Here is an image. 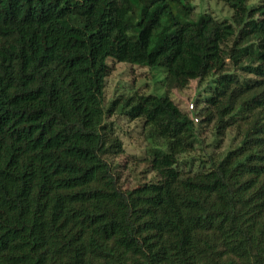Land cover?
<instances>
[{
	"label": "trees",
	"instance_id": "trees-1",
	"mask_svg": "<svg viewBox=\"0 0 264 264\" xmlns=\"http://www.w3.org/2000/svg\"><path fill=\"white\" fill-rule=\"evenodd\" d=\"M223 1L231 21L184 0H0V264H264V0ZM110 62L165 71V95L119 108L165 145L130 190ZM211 76L205 120L239 145L182 172L195 122L171 94Z\"/></svg>",
	"mask_w": 264,
	"mask_h": 264
},
{
	"label": "rangeland",
	"instance_id": "rangeland-1",
	"mask_svg": "<svg viewBox=\"0 0 264 264\" xmlns=\"http://www.w3.org/2000/svg\"><path fill=\"white\" fill-rule=\"evenodd\" d=\"M259 3L261 0H251ZM192 6L190 18L196 19L200 13H208L220 21H231L234 11L223 0H184ZM182 12H183V8ZM177 12V8H175ZM112 73L106 78L104 89V105L117 104L107 117V123L113 124L115 134L121 141L118 152L111 156V161L119 176V184L124 190H130L140 184L159 179L157 171L152 170V159L156 150L165 149V145L158 138L150 136V130L142 119L129 120L119 113V108L129 99L140 95H165L162 69H150L129 63H113ZM214 77L186 82L181 90H173L171 97L174 102L192 117H198L195 123L196 142L190 153L178 156V169L182 172H199L209 169L210 157L217 160L228 149L239 145L240 137L235 129H228L220 135L215 122H207L204 115L203 100L208 96ZM200 99L199 102L197 100ZM190 104L194 110L190 112Z\"/></svg>",
	"mask_w": 264,
	"mask_h": 264
},
{
	"label": "built area",
	"instance_id": "built-area-1",
	"mask_svg": "<svg viewBox=\"0 0 264 264\" xmlns=\"http://www.w3.org/2000/svg\"><path fill=\"white\" fill-rule=\"evenodd\" d=\"M193 110H194V104H190V112H192ZM193 120L196 124L199 123L198 117H194Z\"/></svg>",
	"mask_w": 264,
	"mask_h": 264
}]
</instances>
